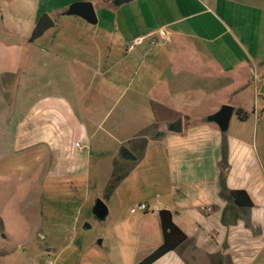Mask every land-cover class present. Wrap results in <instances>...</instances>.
Here are the masks:
<instances>
[{
  "label": "crops",
  "instance_id": "crops-1",
  "mask_svg": "<svg viewBox=\"0 0 264 264\" xmlns=\"http://www.w3.org/2000/svg\"><path fill=\"white\" fill-rule=\"evenodd\" d=\"M75 1L93 3L96 25L63 22L55 41L65 49L28 42L50 14L44 4L66 17ZM110 1L0 0V157L39 151L25 184L31 218L43 228L58 187L87 206L68 180L90 178L91 159L111 154L120 183L89 180L109 208L98 219L109 250L98 255L139 264L162 246L167 210L186 238L152 264H264V0ZM149 33L155 46L149 38L128 51ZM223 105L234 108L227 132L208 121ZM124 146L136 160L120 156ZM142 203L150 211L133 212Z\"/></svg>",
  "mask_w": 264,
  "mask_h": 264
},
{
  "label": "rangeland",
  "instance_id": "rangeland-1",
  "mask_svg": "<svg viewBox=\"0 0 264 264\" xmlns=\"http://www.w3.org/2000/svg\"><path fill=\"white\" fill-rule=\"evenodd\" d=\"M53 5L56 4L53 3ZM43 10L50 11L49 15L55 26L32 44L48 49L64 48L56 43L55 38H65V35L63 37L62 35L66 30H63L61 26L63 22L72 20L75 16L57 15L51 12L53 6L48 4L43 5ZM25 46L28 47L27 44ZM37 153H39L38 150L29 149L19 154L0 157V181H5L0 183V264H47L54 259H57V264H79L81 262L111 264L104 256L96 252L103 247L107 251L109 247L100 245L103 231L101 220L99 221L92 214L94 205L99 199L95 198L98 190L96 191L95 183L91 181L96 180L97 184L105 180H107L106 183L109 182L108 180L112 179L111 175L115 173V160L111 158V154L94 156L91 159L90 178L80 181L68 180V185L78 189V196L83 194L89 196L90 201L83 208L72 204V201H64L66 196L62 192L66 191L61 187H58L57 191L49 190L42 228L31 218L32 213L29 207H31L30 203L35 193L33 195V189L25 186L31 178L30 172L38 166ZM127 168L125 165L119 166L118 172L121 174ZM50 193L53 195L51 196ZM41 237L45 239L42 240ZM25 244L27 245L24 248L25 253L16 251ZM45 247L54 248L51 256L37 254L41 248Z\"/></svg>",
  "mask_w": 264,
  "mask_h": 264
},
{
  "label": "water",
  "instance_id": "water-1",
  "mask_svg": "<svg viewBox=\"0 0 264 264\" xmlns=\"http://www.w3.org/2000/svg\"><path fill=\"white\" fill-rule=\"evenodd\" d=\"M132 1L137 0H112L109 4L115 9H118L123 4H127ZM66 16H76L82 18L85 22L96 25L98 22V16L96 14L95 7L90 1H75L73 2L67 11L64 13ZM54 26L52 17L48 13H44L40 19H38L36 27L28 39L29 43L34 42L37 38H41L47 30ZM234 114V108L231 106L223 105L221 109L214 115L208 118V121L213 122L219 126L221 131H228L229 121L232 119ZM169 130L173 133H181L183 131V121L181 118L177 119L175 122L169 125ZM120 156L125 160H136V157L129 148L126 146L122 147L120 150ZM109 212V208L102 199H98L93 208V215L99 219L103 220L106 218Z\"/></svg>",
  "mask_w": 264,
  "mask_h": 264
},
{
  "label": "trees",
  "instance_id": "trees-1",
  "mask_svg": "<svg viewBox=\"0 0 264 264\" xmlns=\"http://www.w3.org/2000/svg\"><path fill=\"white\" fill-rule=\"evenodd\" d=\"M237 114L240 120L248 118V114L242 109L237 110ZM122 177L119 175H113L109 181L110 190H113L121 181ZM235 197L238 199L241 192H234ZM160 218L163 227V244L160 248L154 251L148 258H145L139 264H152L156 259L161 257L164 253L174 250L177 246L186 238V236L173 224L171 212L167 210H161Z\"/></svg>",
  "mask_w": 264,
  "mask_h": 264
},
{
  "label": "built area",
  "instance_id": "built-area-1",
  "mask_svg": "<svg viewBox=\"0 0 264 264\" xmlns=\"http://www.w3.org/2000/svg\"><path fill=\"white\" fill-rule=\"evenodd\" d=\"M162 35H163L164 38H167V32L166 31H164V30L161 31L160 32V36H162ZM149 38L151 39L150 43L152 44V46H155L157 44L158 39L153 38V34L149 33V34H146V35L138 36V37L130 40L128 45H127L128 51L135 52L136 49L140 45H142L145 41H147ZM150 209H151V206H149L148 203H142L137 208H135L133 210V212H137L138 210L144 211V212H147V211L149 212ZM209 210H211V209H209ZM47 264H56V262L50 260L49 263H47Z\"/></svg>",
  "mask_w": 264,
  "mask_h": 264
}]
</instances>
